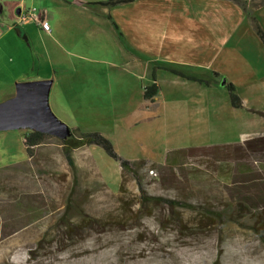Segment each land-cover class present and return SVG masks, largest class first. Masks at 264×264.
<instances>
[{
	"label": "rangeland",
	"instance_id": "1",
	"mask_svg": "<svg viewBox=\"0 0 264 264\" xmlns=\"http://www.w3.org/2000/svg\"><path fill=\"white\" fill-rule=\"evenodd\" d=\"M40 55L42 71L50 72L53 63L57 77L47 105L59 122L99 133L123 160L144 152L164 159L151 124L133 123L163 107L169 93L185 94L183 88L164 87L156 107L145 109L143 81L130 76L134 70L121 57ZM82 66L104 67L99 88L58 78ZM205 97L174 106L177 118L171 114L169 120L177 128L165 141L173 149H198L186 152L176 166L137 169L145 196L162 201L144 202L128 173L121 184L119 164L96 146L73 151V174L53 138L36 149L30 174L1 176L0 264H264V146L243 141L217 148L238 141L227 129L234 116L227 96L215 102ZM30 130L0 129V169L27 161L22 138ZM9 190L41 196L36 206L48 215L21 228L20 216L9 219L12 214L2 207ZM10 231L16 233L6 236Z\"/></svg>",
	"mask_w": 264,
	"mask_h": 264
},
{
	"label": "crops",
	"instance_id": "2",
	"mask_svg": "<svg viewBox=\"0 0 264 264\" xmlns=\"http://www.w3.org/2000/svg\"><path fill=\"white\" fill-rule=\"evenodd\" d=\"M107 1L111 0H0V103L13 98L21 83L44 80L50 82L49 92L54 87L57 77L53 63L49 66L51 73L43 72L41 51L48 60L62 53L84 58L121 57L124 65L134 70L130 76L143 81L141 97L144 88L152 84L153 66L209 81V85H203L163 70L156 72L160 90L151 103L144 101L145 109L156 107L164 87L183 88L185 94L169 93L166 103H161L163 107L158 106L162 111L157 108L150 117L133 123L134 127L151 124V136L163 145L158 149L164 159L158 161L152 153L144 152L129 162L164 165L167 153L181 150L165 144L169 131L177 128L169 120L174 106L186 100L196 103L206 95L214 102L218 97L228 99L222 81L235 89L242 103L241 109L229 104L234 118L227 129L238 141L222 145L264 136V118L254 113H264V46L251 20L264 34L262 0H245L246 12L233 0H133L112 7L100 4ZM29 8L39 9L48 21V32L33 23L16 24L19 10ZM100 65H106L105 61ZM103 68L82 66L58 78L99 88L105 79Z\"/></svg>",
	"mask_w": 264,
	"mask_h": 264
},
{
	"label": "trees",
	"instance_id": "3",
	"mask_svg": "<svg viewBox=\"0 0 264 264\" xmlns=\"http://www.w3.org/2000/svg\"><path fill=\"white\" fill-rule=\"evenodd\" d=\"M133 0H111L107 2L100 3L103 6L112 7L120 4H126L129 2H132ZM243 11L246 12V1L245 0H233ZM261 2H264L262 0ZM253 22V27L255 29V32L259 39L261 40L263 46H264V34L259 28V26L256 24V21L254 19H251ZM158 70H163L166 72H169L170 74L179 77L185 81H192L198 84L203 85H209V81H204L198 78H194L191 76L186 75L183 72H180L178 70L168 68V67H156L153 66L151 68V78H152V84L146 88H144L142 93V99L145 102L151 103L154 99V97L159 93V85L156 83L155 75ZM216 75V74H215ZM227 91L228 100L231 108L233 109H241L242 103L239 99L238 95L236 94L235 89L230 85L224 83L223 85ZM255 114L261 116L264 118V113L261 112H254ZM49 138H53L56 141H58V145L60 146L62 156L64 157L67 166L71 170L73 174L76 173V166L74 163V159L72 157V153L75 150L89 147V146H96L101 148L105 155L109 157L110 159L116 161L119 164L120 167V177H121V184L124 180V174L128 173L131 175V177L137 182V186L139 188V191L141 193V197L144 200V202H151V201H162L159 198H147L145 196L144 191L142 189V185L140 182V179L138 177L137 169L140 166H149L151 171L159 166V168H164V166H176L178 165L186 152H189L194 149L198 148H188V149H181V150H175L167 153L165 158V164L157 165L153 163H149L147 161L141 160L138 162H129L127 160L121 159L114 151V148L111 144V142L100 135L99 133H82L79 129H69L68 133L62 138H58L55 136H51L36 130H30L26 134L23 135L22 143L27 155V161L15 164L11 166H7L0 169V177L3 175H8L10 177H15L18 173L22 175L30 174L31 167H35V152L36 149L41 148L46 141ZM246 145H254L255 147L264 146V137L255 138L251 140L245 141ZM235 144H228V145H221L217 146V148H230L234 147ZM7 182V181H6ZM9 196V202L4 204L2 207L4 209H7L9 211V214H12L9 219H14L17 217L16 215L20 216L22 219V226L21 228H26L30 226L32 223L41 220L45 215H48L41 206H36L38 198L41 200L42 197L39 195L34 194H16L15 191L9 190L7 192ZM170 205H173L171 201H168ZM177 205V204H176ZM182 207H187L188 205L182 204ZM61 217L66 218V214L62 215ZM63 226L67 230L68 224L67 222H63ZM13 233H16V231H10L7 232L6 236L12 235Z\"/></svg>",
	"mask_w": 264,
	"mask_h": 264
},
{
	"label": "water",
	"instance_id": "4",
	"mask_svg": "<svg viewBox=\"0 0 264 264\" xmlns=\"http://www.w3.org/2000/svg\"><path fill=\"white\" fill-rule=\"evenodd\" d=\"M49 89L50 82L44 80L19 84L15 96L0 103V129L29 128L58 138L67 135L68 127L47 105Z\"/></svg>",
	"mask_w": 264,
	"mask_h": 264
},
{
	"label": "built area",
	"instance_id": "5",
	"mask_svg": "<svg viewBox=\"0 0 264 264\" xmlns=\"http://www.w3.org/2000/svg\"><path fill=\"white\" fill-rule=\"evenodd\" d=\"M30 23L35 24L37 28L43 32L49 31L48 21L40 12H37L36 8L19 10L16 16V24L25 25Z\"/></svg>",
	"mask_w": 264,
	"mask_h": 264
}]
</instances>
